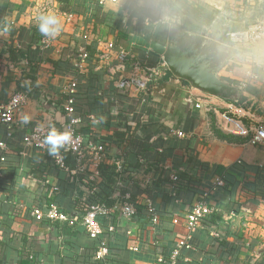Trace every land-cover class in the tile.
Here are the masks:
<instances>
[{
	"label": "crops",
	"instance_id": "1",
	"mask_svg": "<svg viewBox=\"0 0 264 264\" xmlns=\"http://www.w3.org/2000/svg\"><path fill=\"white\" fill-rule=\"evenodd\" d=\"M75 1L79 14L69 13L74 8L61 0H0V22L6 19L10 25L3 33L0 23V107L15 94L27 98L11 138L0 122V142L6 144L5 149L0 148V242L4 245L0 254L4 264H107L106 256L111 264H154L159 256L169 257L176 243L188 237L187 216L205 198L212 214L202 220L190 240L191 249L183 250L178 264H264V185L256 183L257 172L262 169L264 175V148L219 131L214 113L196 110L185 102L188 96H202L203 92L185 81H176L171 73L145 103L138 93L120 100L115 90L118 77L100 65L98 51L110 42L127 49L135 44L134 61L158 65L163 61L149 49V42L160 25H146L150 17L143 22L131 17L129 0L103 5L107 12L122 11L125 22L131 24L129 41L120 45L108 26L96 28L89 23L91 13L83 11L84 0H71ZM138 2L150 11L151 19L162 16L178 20L163 0ZM198 2L219 12L214 22L223 32L228 30L226 35L246 30L264 14V0ZM90 7L93 9L95 3ZM48 12L60 17L64 33L46 48L36 17ZM69 14L74 16L71 23L67 22ZM210 27L202 33H209ZM75 45L86 47L92 57L83 75L74 69ZM236 50L240 56L220 72L221 78L241 88L252 72L259 81L251 86L264 88V41ZM74 79L79 82V133L86 141L108 146L106 164L113 165L118 159L124 162L125 170L132 171L139 162L141 169L131 175L142 190L151 189L164 171L153 194L159 224L142 225L117 213L116 230L108 234L103 231L100 236L107 245V254L101 259L96 257L95 242L82 222L73 227L63 222L39 223L30 214L34 207L47 206L55 199L61 210L75 217L80 213L78 207H83L91 195L87 182L93 172L91 165L86 174L72 175L54 165L49 149H36L23 142L38 126L65 124V89ZM242 91L253 102V112L264 118V93L259 99ZM113 98L119 99L118 106ZM225 101L212 100L221 112L227 108ZM24 115L30 117L28 124L21 123ZM177 132L185 137H178ZM175 173L180 178L177 184L170 179ZM217 177L223 178L225 187L215 193L212 186ZM53 187H62L63 192L54 196ZM147 196L141 193L135 202L142 212H146Z\"/></svg>",
	"mask_w": 264,
	"mask_h": 264
},
{
	"label": "built area",
	"instance_id": "2",
	"mask_svg": "<svg viewBox=\"0 0 264 264\" xmlns=\"http://www.w3.org/2000/svg\"><path fill=\"white\" fill-rule=\"evenodd\" d=\"M167 2V0H163ZM249 2L251 0H243ZM118 4L119 0H100V4ZM74 16L69 14L67 16V22L71 23ZM146 25H166L173 26L176 24L175 20L171 18L160 17L158 19L147 18ZM14 25V24H13ZM64 29L54 39L46 40L43 37V45L48 48L52 44L58 41L63 36ZM87 39V36H85ZM260 41H264V14L261 18L251 24L246 30L229 32L226 35L225 44L229 47L240 48H252ZM75 50L72 55L74 60V69L78 74L83 75L92 57L86 47L81 45H75ZM134 48L135 44L131 48L127 49L117 45L115 42L106 44L104 49L98 51L96 58L102 67L108 68L114 77H118L115 83L116 93L122 95L133 96V93H138L141 103H145L147 97L151 95L153 89L167 80L170 75L166 64L164 62L158 65H142L137 61H134ZM249 81L242 84L241 89L245 90L249 86L259 81V77L252 73H248ZM180 79L176 78V81ZM79 91L78 79H74L65 89L66 99L64 101V114L66 122L62 127H59L55 123H50L36 127L33 132L23 138L25 145L31 146L36 149L48 150L49 145L46 143V138L49 131L55 128L58 132L67 134L69 139L63 142V146L58 149L57 155L54 157L51 155L53 163L59 169L70 172L72 175L80 176L87 173L88 165H91L93 172L88 175L87 182L91 188V194L96 192L95 184L99 181V166L105 164L108 161V146L102 143H95L93 141H86L82 134L79 133V127L82 124V120L77 116L76 98ZM202 96L190 95L186 98L185 102L196 110L205 111L208 113H214L216 115V127L219 131L227 136L242 138L247 145L258 146L264 148V118H259L252 109H247L240 106L239 103L225 101L227 108L225 112H221L213 105L212 100L217 98L207 93H202ZM135 97V96H134ZM136 98V97H135ZM138 98V97H137ZM26 96L23 94H15L8 104L0 107V122L6 128L8 137H12L14 128L18 122V116L26 105ZM222 100V99H221ZM115 105H119L118 98L111 100ZM90 120L94 123H98V119L95 116H90ZM144 122V116L141 117ZM178 137H185L184 133L177 132ZM0 148L5 149L6 144L0 142ZM63 151L71 152L75 157L76 167L71 169L65 163ZM2 161H5L3 158ZM113 165L116 167L118 173H122L125 170L124 162L118 159L113 160ZM171 181L177 184L180 181L177 173L171 175ZM123 186V182L118 183V188ZM225 187V181L221 177H217L212 186V192H217L221 188ZM59 188H52L57 191ZM205 197H208L206 194ZM116 205L113 211H116L124 219H131L139 211L140 204L131 201L129 194L120 195L116 193L115 197ZM206 199V198H205ZM203 200L194 206L191 213L187 216V227L189 235L186 239L179 240L169 257L159 256L154 264H178L183 250L191 249L190 240L196 233L202 220L212 213V209L209 207L206 200ZM145 211L148 213L152 226L159 224V215L154 204L153 199L147 198L144 202ZM110 210L100 205H90L86 209V215L82 220L87 234L91 239H98L103 233V226L100 223V218H110ZM31 216L36 222H43L49 220L50 222H77V218L70 220V217L66 215L56 205L50 206H38L34 207L31 211ZM175 223H177L175 221ZM116 227L110 226L109 231L114 232ZM131 234V233H129ZM1 239V235H0ZM137 250V248H135ZM107 254V249L102 245L97 252V258H103Z\"/></svg>",
	"mask_w": 264,
	"mask_h": 264
},
{
	"label": "trees",
	"instance_id": "3",
	"mask_svg": "<svg viewBox=\"0 0 264 264\" xmlns=\"http://www.w3.org/2000/svg\"><path fill=\"white\" fill-rule=\"evenodd\" d=\"M138 1L139 0H129L128 9L131 13V17H137L141 22H143L146 17L153 18L151 17L150 11L141 7ZM61 2L64 5L71 7V9L74 8L69 13L79 14V11L75 9L76 1L72 3L71 0H61ZM93 2L95 3V7L92 9L90 5ZM165 5L172 16H175V17L178 16L180 18L182 25L186 30H189L194 33L204 32V29L207 27H210L213 24V22L216 20L217 15H219L218 11H214L209 8H206L205 6L200 4L198 0H167ZM82 7H83V11L85 10L86 13H91V16H90L91 18L89 19V23H93V25L96 28H98V26L100 25L108 26L110 28L111 33H113L116 36L118 44L125 45V43L129 41V36L131 32V24L129 22H125L126 18L123 15L122 11L117 12V13L111 12V11L107 12L104 10V7L102 4H100L99 0L97 1L84 0V4ZM168 33H169L168 26L160 25L159 29H157L156 33L150 39L156 40L161 43H165L167 40ZM11 53L14 54V52H11ZM245 91L246 93L260 99L263 97L264 88L262 87L254 88L253 86H249L247 89H245ZM118 97L120 100H125L129 98L128 95L126 96V95H121V94H118ZM252 103L253 102L248 97L245 96L243 97L239 105L247 109L253 110L255 107H253ZM62 153L65 159L66 165L70 167L71 169H74L76 167V162H75V157L73 156V154L71 152H65V151H63ZM141 167L142 166L138 162L137 164H135L132 171L136 172L137 170H140ZM98 170H99V181L98 183L95 184L96 192L94 194H91L90 192L91 195H90V198L87 200V202L84 203L83 207H80V208L78 207L77 210L80 213L77 214L75 217H72L69 215L68 212H65L64 210H62L66 215L70 217V220L77 218L78 219L77 222L68 221V222H63V223H66L70 227L71 226L73 227L77 223L82 222L84 216L86 215V209L88 206L100 205V206H104L108 208L111 212L110 218H100V221L102 222V226H103L102 227L103 231L104 233L108 234L109 227L110 226L115 227L114 222L116 221V218H117L116 214L118 213L116 211H113V208L116 205V199L114 198L116 193L119 192L120 195L129 194L131 197V201L134 203L139 199L138 196L141 193H145V195L148 194L147 197L150 199H153L154 198L153 194L156 192L157 188L159 187V181L164 175V171H162L163 173L162 176L157 179L154 185L152 184L151 189L147 188L146 190L145 189L142 190V188L139 187L138 181L135 179V177H132L131 175L132 171L130 170H124L122 173H118L114 165H108L106 163L100 165ZM256 179H257L256 183L259 184V186L261 184L264 185V175H263L262 169L257 172ZM120 181L125 184L121 188H118V183ZM58 188L59 189L57 191H53L54 196L59 195L61 192H63L62 187H58ZM253 191L255 193L254 194L255 196L259 195L257 194V192H255L256 188ZM261 196L264 197L263 194H261ZM53 204L56 205L58 208H60L57 200L51 199L50 202L48 203V206L53 205ZM131 220L137 221V223L139 222V224L142 223V225H147L150 222L148 213L142 212V210L140 209L136 213V215L133 216V218H131ZM45 221L50 222L49 220H44L43 222ZM57 222H50V223H57ZM88 237L90 238L89 235ZM91 240L95 242L94 244L96 245L97 251L102 245H104L107 248V245L104 243V241L100 240V237L98 239H91ZM0 246L1 248L4 247L2 242H0ZM3 260L4 259L2 258L0 254V264H4ZM104 262L107 264H111L110 258L108 256L104 258Z\"/></svg>",
	"mask_w": 264,
	"mask_h": 264
},
{
	"label": "water",
	"instance_id": "4",
	"mask_svg": "<svg viewBox=\"0 0 264 264\" xmlns=\"http://www.w3.org/2000/svg\"><path fill=\"white\" fill-rule=\"evenodd\" d=\"M177 19L166 42L152 40L149 49L161 57L175 78L203 93L240 103L244 97L242 89L220 76L227 64L240 56L236 49L225 44L228 30L223 32L214 22L209 33L198 34L186 30Z\"/></svg>",
	"mask_w": 264,
	"mask_h": 264
},
{
	"label": "clouds",
	"instance_id": "5",
	"mask_svg": "<svg viewBox=\"0 0 264 264\" xmlns=\"http://www.w3.org/2000/svg\"><path fill=\"white\" fill-rule=\"evenodd\" d=\"M37 29L41 36L46 40H51L56 38L62 30V22L60 17L55 12L40 13L36 17ZM3 23V33H6L10 30V25L5 19ZM22 124H28L30 122V117L24 115L20 118ZM69 139L67 134L58 132L55 128H52L46 138V143L49 145V154L56 156L58 149L63 146V142H66Z\"/></svg>",
	"mask_w": 264,
	"mask_h": 264
}]
</instances>
